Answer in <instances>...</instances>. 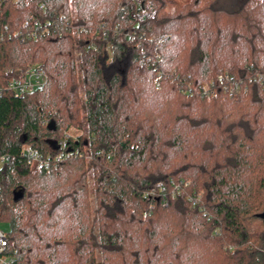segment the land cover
I'll list each match as a JSON object with an SVG mask.
<instances>
[{
	"label": "trees",
	"instance_id": "obj_1",
	"mask_svg": "<svg viewBox=\"0 0 264 264\" xmlns=\"http://www.w3.org/2000/svg\"><path fill=\"white\" fill-rule=\"evenodd\" d=\"M151 1L156 18L139 25L133 0H75L73 14L69 0L4 5L0 225L15 264H264V0ZM35 19L49 36L9 37ZM72 19L88 33L66 30ZM32 65L46 88L14 97L9 82ZM225 74L248 91L202 97L201 82ZM72 127L88 138H66ZM25 146L67 158L33 173ZM159 183L168 207L151 195Z\"/></svg>",
	"mask_w": 264,
	"mask_h": 264
},
{
	"label": "built area",
	"instance_id": "obj_2",
	"mask_svg": "<svg viewBox=\"0 0 264 264\" xmlns=\"http://www.w3.org/2000/svg\"><path fill=\"white\" fill-rule=\"evenodd\" d=\"M17 0H0V17L2 14V9L7 2L15 3ZM135 3V10L131 14V20L139 25L146 21H154L157 15L156 7L151 0H133ZM61 21L64 22L65 18L61 17ZM65 28L68 31L73 32L76 36H81L82 34H87L88 31L86 28L77 26L72 19L70 23L65 24ZM8 28L5 27L3 30H0V38H3V32L7 31ZM50 24L49 22L42 23L41 21L35 19L30 23H25L22 30L15 33H9V37H17L25 41L26 39H38L40 37H46L50 35ZM98 35H101L104 40H108L109 31L105 29V26L100 28ZM129 37V35H127ZM169 36L164 35L160 37L155 45L154 55L152 66H156L159 61V50L163 46V44L168 40ZM88 50L97 51V46L92 43L88 45ZM161 74V73H160ZM255 81L259 84V86L263 90L264 94V74L259 75L255 78ZM49 82L48 73L46 70L40 65H32L28 67L20 77L11 80L7 86V90L13 94L16 98H21L30 94H34L37 92H42ZM217 85L223 87L224 91H226L231 97L237 96L239 92H247L248 84L244 83L242 80H236L232 76L225 74L219 79V82L216 81H202L199 86V91L202 97H209L212 95L213 90ZM157 89H159V85H157ZM193 88L189 87L187 90L190 94ZM68 138V137H67ZM59 148H65V141L59 144ZM22 155L26 159L29 164L31 171H50L52 167H56L63 160L67 158V154L62 151L53 156H47L44 158L41 153L32 149L28 146L23 147ZM9 161L8 157L0 158V169L5 165L6 162ZM179 191V188H174L173 196ZM167 189L163 183L158 184V191L151 192V195L155 196V194L162 196L163 201L162 204L164 207H168V201L166 199ZM202 195L193 203L194 206L198 205L201 201ZM11 234L5 230L0 228V264H15V257L11 253Z\"/></svg>",
	"mask_w": 264,
	"mask_h": 264
},
{
	"label": "rangeland",
	"instance_id": "obj_3",
	"mask_svg": "<svg viewBox=\"0 0 264 264\" xmlns=\"http://www.w3.org/2000/svg\"><path fill=\"white\" fill-rule=\"evenodd\" d=\"M168 1H173V2L178 3L181 6H184L186 4H189L192 0H168ZM204 1H206V0H204ZM69 2H70V9H71V12L73 14L74 11H75V0H69ZM62 134H63V132H62ZM65 136H66V138L68 137V138H72V139H77L79 136H82L84 139L88 138V134L87 133L82 132L81 130H78V129L74 128V127L70 128L69 130H66ZM85 154L88 156L87 157V162L85 163V165H90L89 164L90 157H89L88 150H85ZM32 172L35 173L37 171H32ZM90 173L93 174V170L92 169H90ZM89 195H90L89 202L91 204V210H92V218L95 219L94 211L97 208V202H96V196H95V193H94V180H93V178L89 179ZM0 228L2 230H5V231L11 233L10 227L7 224H3L2 223L0 225ZM98 262H99V264H101V256L100 255H98Z\"/></svg>",
	"mask_w": 264,
	"mask_h": 264
},
{
	"label": "water",
	"instance_id": "obj_4",
	"mask_svg": "<svg viewBox=\"0 0 264 264\" xmlns=\"http://www.w3.org/2000/svg\"><path fill=\"white\" fill-rule=\"evenodd\" d=\"M50 128L51 129H55V123H51L50 124ZM54 145L56 146V149H59V146L56 144V143H54ZM23 197V195H22V193L21 192H19V193H16L15 194V201H18L20 198H22ZM262 218H264V214L262 215Z\"/></svg>",
	"mask_w": 264,
	"mask_h": 264
}]
</instances>
